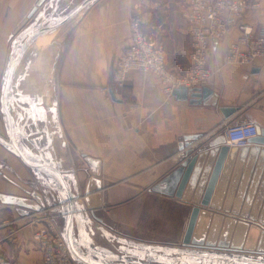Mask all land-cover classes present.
<instances>
[{
	"label": "crops",
	"instance_id": "obj_1",
	"mask_svg": "<svg viewBox=\"0 0 264 264\" xmlns=\"http://www.w3.org/2000/svg\"><path fill=\"white\" fill-rule=\"evenodd\" d=\"M37 1L0 0V83L27 34L41 32L23 50L11 77V122L0 135L7 146L0 157L13 182L0 170V193L28 197L37 191L54 206L82 195L87 181L98 176L101 207L90 211L81 198L71 202L69 238L76 264H217L214 258L202 262V256L179 253L190 206L153 187L177 166L180 143L207 142L230 122L264 129V62L225 65L232 38L213 40L208 56L213 75L194 87L211 92L204 102L167 95L155 75L138 71L127 75L121 89H112L113 101L105 88L127 45L130 16L146 17L145 33L163 46L168 67L178 72L189 50L183 17L189 0H45L27 18ZM255 1L259 8L245 21L259 31L264 0ZM43 79L50 95L56 92L54 107L46 104L45 91L37 90L36 81ZM222 110L232 114L223 119ZM16 177L27 178L29 185ZM51 209L62 218L57 225L64 236L66 211ZM32 215L0 206V222L16 221L10 226L14 234L0 241V255L13 264L41 262ZM7 231L1 229L0 236Z\"/></svg>",
	"mask_w": 264,
	"mask_h": 264
},
{
	"label": "water",
	"instance_id": "obj_2",
	"mask_svg": "<svg viewBox=\"0 0 264 264\" xmlns=\"http://www.w3.org/2000/svg\"><path fill=\"white\" fill-rule=\"evenodd\" d=\"M44 1L38 0L27 18ZM40 34V31L27 34L25 43L8 66L2 89L4 101L1 100L4 124L11 122L5 98L12 90L13 71L23 50ZM210 93L205 88L179 87L171 95L180 101L195 104L204 102ZM109 96L116 101L111 89ZM221 113L223 119L232 114L225 110ZM0 144L7 147L2 141ZM194 146L180 143L177 166L153 187L157 193L190 206L179 253L202 256V262L214 258L217 264H264V129L257 127V135L244 147L225 145L222 134ZM101 190L100 179L93 176L87 181L82 195L62 199L58 205H50L41 192L32 191L28 197L0 193V206H12L31 213L61 207L62 211H66L64 239L71 256L78 262L69 238L71 202L81 198L86 208L93 211L101 207ZM119 261L93 264H138Z\"/></svg>",
	"mask_w": 264,
	"mask_h": 264
},
{
	"label": "built area",
	"instance_id": "obj_3",
	"mask_svg": "<svg viewBox=\"0 0 264 264\" xmlns=\"http://www.w3.org/2000/svg\"><path fill=\"white\" fill-rule=\"evenodd\" d=\"M255 0H189L183 17L188 27L189 50L186 64L181 71L168 67L163 46L151 39L144 31L145 16L135 13L128 21L127 45L112 65L110 73L111 89H121L132 71L155 75L161 90L167 95L179 87L188 89L203 85L213 75L208 66L209 49L213 40L231 37L224 64L253 66L264 62V29L255 31L245 21V15L258 9ZM221 134L225 145L244 147L257 135V125L251 122L224 124ZM35 216L37 228L33 241L39 247L42 258L40 264H76L71 256L63 232L48 210L31 213ZM49 214V215H48ZM16 221L0 222V230L8 231L1 239L9 238L16 230L10 226ZM0 264H13L12 259L0 255Z\"/></svg>",
	"mask_w": 264,
	"mask_h": 264
},
{
	"label": "rangeland",
	"instance_id": "obj_4",
	"mask_svg": "<svg viewBox=\"0 0 264 264\" xmlns=\"http://www.w3.org/2000/svg\"><path fill=\"white\" fill-rule=\"evenodd\" d=\"M67 43V41L66 40H64V44H66ZM31 51H34V48H32V50ZM38 82H41V84H38ZM4 83H5V79H3L2 81H1V83H0V135L3 137V136H5V128H4V114H3V112H2V105H3V103H2V89L4 88ZM19 83V84H18ZM36 83H37V85H36V87H38V89L37 90H39V92L40 93H42L43 91H45V95H43V97L44 98H46V104L48 103L49 104V106L52 104L53 105V107L55 106V104H56V92L53 90V92H52V94L50 95V87H48V84H49V81L48 80H45V79H43V80H37L36 81ZM14 86H15V88H17V89H19V87L18 86H20V81L19 82H16L15 84H14ZM44 88H45V90H44ZM52 90V89H51ZM46 92H47V95H46ZM48 98H50V99H52L51 101H52V103L51 102H49V100L50 99H48ZM3 101H4V99H3ZM7 102V104H8V107H9V105H10V103L12 102V96H9L8 95V97L7 98H5V103ZM51 105V106H52ZM10 108V107H9ZM3 143H4V139L2 138V139H0ZM0 149H4L3 148V145H1L0 144ZM5 151V150H4ZM3 169V173H1L2 174V176L5 178V180H10L11 182H13V179H12V175H11V169L8 167V165L6 164V161H5V157H0V170H2ZM16 180H20V182L22 183V184H26V185H29V183H30V181L26 178H22V177H20V179H17V177H16ZM19 192V191H18ZM53 200H55V198L53 199ZM56 201V200H55ZM54 202V201H53ZM53 202H51V203H53ZM58 213V214H57ZM49 214L51 215V217L55 220V222L59 225V226H62V218L60 217V215H59V212H57L56 210H53V209H51L50 210V212H49ZM48 214V215H49ZM3 218H5V217H3Z\"/></svg>",
	"mask_w": 264,
	"mask_h": 264
},
{
	"label": "snow or ice",
	"instance_id": "obj_5",
	"mask_svg": "<svg viewBox=\"0 0 264 264\" xmlns=\"http://www.w3.org/2000/svg\"><path fill=\"white\" fill-rule=\"evenodd\" d=\"M141 259H142V257H141Z\"/></svg>",
	"mask_w": 264,
	"mask_h": 264
}]
</instances>
